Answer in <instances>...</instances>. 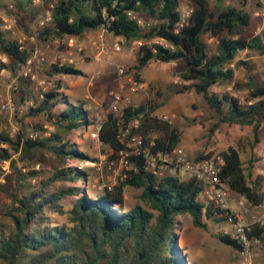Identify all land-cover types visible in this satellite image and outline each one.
Wrapping results in <instances>:
<instances>
[{
	"label": "trees",
	"instance_id": "trees-1",
	"mask_svg": "<svg viewBox=\"0 0 264 264\" xmlns=\"http://www.w3.org/2000/svg\"><path fill=\"white\" fill-rule=\"evenodd\" d=\"M15 1L33 18L38 14L35 0ZM238 1L241 7L226 6V0H191V20L176 34L178 0H55L51 22L37 42L40 46L58 43L65 51L73 39L102 28L125 38L128 44L142 41L144 45L136 50V72H142L153 60L181 64L184 71L180 78L188 83L181 93L195 91L203 96L216 120L209 135L215 136L223 126L250 127L251 149L255 150L264 142V81L255 76L251 62L240 60V54L251 51L264 55V18H254L246 11L250 0ZM139 15L154 24L141 26ZM205 37L214 40V50ZM156 38L166 40L174 50L148 46ZM35 50L20 44L0 18V57L7 59L6 63L0 61V74L3 70L15 74ZM46 74L53 78L55 74L78 76L81 72L52 64ZM239 74L245 80L239 81ZM19 82L20 101L34 103L26 117L35 123L16 136L0 133V162L10 163V174L0 184V264H188L178 240L180 217L190 216L193 225L203 229L208 228L205 218L224 221L211 204L201 201V184L149 173L141 156L132 158L138 170L131 179L111 192L94 191L95 196H91L87 188L92 185V169L71 166L73 162L94 161L75 142L77 135L95 125L87 103L61 99V81L40 94L27 86V79ZM236 85L234 93L213 92L215 87ZM241 90L245 91L242 97L238 95ZM160 98L157 93L145 108L130 107L125 113V126L135 115L139 117L140 125L134 132L143 135L145 144L155 138L154 152L171 150L180 142L173 126L155 116ZM110 105L111 98H107L103 107L108 110ZM197 122L204 125V118ZM30 132L37 134L35 140L29 138ZM118 135L119 128L110 115L98 133L99 140L117 151ZM220 156L224 160L221 178L232 191L255 205L263 203L261 189L249 183L254 160H250L247 172L238 149L230 148ZM128 188L141 191L140 203L130 208ZM56 218L63 220L57 222ZM249 237L264 245V228L256 227ZM220 239L238 252L243 250L229 236Z\"/></svg>",
	"mask_w": 264,
	"mask_h": 264
},
{
	"label": "rangeland",
	"instance_id": "rangeland-1",
	"mask_svg": "<svg viewBox=\"0 0 264 264\" xmlns=\"http://www.w3.org/2000/svg\"><path fill=\"white\" fill-rule=\"evenodd\" d=\"M36 1V0H35ZM55 0H47L39 3L34 2V6H38V14L33 18L27 11H22L18 8L15 0H0V18L4 24L11 26L10 31L13 37L19 39L23 36H32L38 30V23L45 13V10ZM261 4V7L259 6ZM241 7L238 0H226V6ZM13 6L14 8H11ZM247 12L251 13L254 18H264V0H250L247 7ZM140 21L146 24L151 22L144 19L141 15L138 16ZM153 22V21H152ZM260 32L257 30L255 34ZM96 37V32L88 33L82 39H73L72 41L84 48L88 59L85 63L80 64L76 69L81 72L78 76H62L55 74L53 78H49L46 74L52 64H56L58 52L60 51L57 44L50 46H40L37 40L24 43L25 47L34 46L42 51L41 63L36 62L32 67V75L36 78L27 79L28 87L34 90L37 94L41 93L38 88L39 81L52 79L55 88L56 83L61 81L62 89L59 91L60 98H67L71 103L82 100L87 103V109L90 112L93 123H96L97 118L101 117L104 112V103L107 98H111L112 94L118 92L126 93L122 90L121 84L117 77V66L125 65L133 70L139 76V81L146 84L145 91H141L134 95V104L138 107H146L149 100H154L157 93H160L161 98L158 104V109L155 116L158 118H168L169 124L177 131L180 142L178 146L184 147L190 158L197 160L199 156L220 155L227 152L230 148L238 149L241 152L242 160L245 168H250V160H254L252 168V176L249 177V183L252 186H257L261 189V185L256 182L254 168H264V142L255 150L251 149L253 141L252 128H241L238 126H223L215 136L209 135L210 129L215 124L216 120L206 105L203 96L195 91L181 93L185 83L181 80L180 74L184 71V66L177 62L162 63L158 60H153L142 72L138 73L134 70L136 65V50L134 44H123L121 53L106 57L102 60L95 59L96 49L92 41ZM205 42L211 49L216 48L213 39L204 38ZM119 56H125L126 61L118 59ZM3 58V57H0ZM124 59V58H123ZM240 59L251 62L254 66V74L260 80L264 81V55L255 52L245 51L240 54ZM242 74L238 75V80L242 81ZM20 81V80H19ZM13 84L14 74L5 71L3 76H0V100H5L7 96L14 97L13 104L15 107L14 114H3L0 119V133L7 132L11 136H16L21 129H31L35 119L26 117L28 109L31 107V102L23 103L20 101L19 83ZM236 86L229 88L215 87L214 92L234 93ZM244 90L238 92L242 97ZM198 118H204V125L197 122ZM96 125L91 126L84 134H79L75 137V142L78 146L86 149L87 154L96 160L101 157H106L109 148L98 143ZM85 166L86 164L72 163L71 166ZM83 166V167H84ZM10 163L0 162V184L5 183V178L10 174ZM264 175V169L262 170ZM261 173V174H262ZM108 174L107 170L105 175ZM261 175V176H263ZM172 176L170 171L162 172L161 177ZM92 185L87 188L91 196H95L94 191H100L99 186L102 182V177L94 169L91 171ZM141 191L128 188L126 192L128 207H133L140 203ZM201 201L207 204L206 198L202 195ZM57 222H61L62 218H56ZM182 223V232L179 234L180 248L185 256L188 264H237L238 251L232 247L222 243L220 237L223 236V227L225 222L217 223L213 219H204L208 225L207 229L198 228L193 225L190 216L180 217ZM255 264H264V245L261 246L260 256L255 259Z\"/></svg>",
	"mask_w": 264,
	"mask_h": 264
},
{
	"label": "built area",
	"instance_id": "built-area-1",
	"mask_svg": "<svg viewBox=\"0 0 264 264\" xmlns=\"http://www.w3.org/2000/svg\"><path fill=\"white\" fill-rule=\"evenodd\" d=\"M40 0L34 1L39 3ZM179 7L177 12L180 19L174 28L176 34L189 24L192 14L193 6L191 0H178ZM11 8H14L11 6ZM54 4H50L45 10L44 15L38 23V30L32 36H23L19 39L20 44L30 41H36L40 32L51 22ZM131 18H136L131 14ZM141 26H152L154 22L145 23L139 21ZM5 28L11 30V26L5 25ZM126 43L125 38L115 37L102 28L96 32V37L92 41L96 49L95 59L102 60L106 57L121 53L123 51V44ZM58 43H50L53 46ZM135 48L144 45V42H133ZM159 45L164 49L174 50V48L162 38H156L148 43V46ZM154 52L155 49H154ZM42 51L36 48L33 56L29 61L16 69L14 74V82L16 84L20 79H33L36 78L32 75V67L38 62L41 63ZM88 56L82 46L77 45L73 41L70 42V49L59 51L56 65L60 68L71 66L77 68L80 64L85 63ZM2 63H6V58H0ZM3 70L0 76H3ZM117 77L124 92L112 94L111 105L108 110L104 109L103 115L96 120V127L99 133L102 125L110 115L113 116L119 128L118 141L120 148L115 151L110 149L106 157H101L87 163V167H91L102 177L100 190L113 191L122 182L131 179L137 173V163L132 158L143 157L144 168L149 173H155L161 177L162 172L170 171L173 176L179 177L181 180H195L203 187V196L206 198L207 204H211L216 210L218 218H224L225 226L223 227V235L238 241L243 250L238 252L237 264H255V259L260 256V249L263 242L260 239H251L250 233L256 228H264V201L259 205L250 202L246 197L241 196L232 191L230 185L221 178L222 166L224 160L220 155L212 156L205 160H194L190 158L188 152L184 147L176 146L171 150H158L154 152L156 147L155 138L147 145L145 144L142 134L135 133L134 130L138 129L140 119L134 116L132 122L127 126L125 123V113L130 107L134 109L139 108L134 104L133 96L141 91H145L146 84L141 83L137 79V74L126 67L125 65L117 66ZM55 86L52 79L39 81L38 88L41 91L47 92ZM14 97L7 96L5 100H0V119L3 114H14L15 107L13 104ZM34 107V103L30 104ZM163 121L168 122V118H162ZM98 133L96 135L98 143L103 145L99 140ZM29 138L35 140L37 134L34 132L29 133ZM84 166V165H83ZM78 166L85 168V166ZM107 170L108 174L105 175ZM260 194L264 197V182L262 183Z\"/></svg>",
	"mask_w": 264,
	"mask_h": 264
},
{
	"label": "crops",
	"instance_id": "crops-1",
	"mask_svg": "<svg viewBox=\"0 0 264 264\" xmlns=\"http://www.w3.org/2000/svg\"><path fill=\"white\" fill-rule=\"evenodd\" d=\"M124 58V59H123ZM118 59H121V60H124V61H126L127 60V58L125 57V56H119V58ZM241 60V59H240ZM235 66V64H233L232 65V67H234ZM214 92V91H213ZM110 149H112V148H109V150ZM264 168H254V175H255V178H256V182L259 184V185H261L263 182H264V175H263V173H262V170H263ZM262 173V174H261ZM261 175H263V176H261Z\"/></svg>",
	"mask_w": 264,
	"mask_h": 264
}]
</instances>
